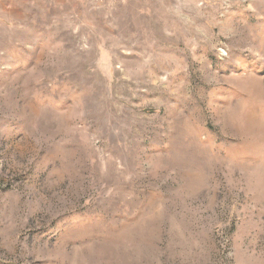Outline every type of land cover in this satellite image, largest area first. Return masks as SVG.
I'll return each mask as SVG.
<instances>
[{
    "label": "rangeland",
    "instance_id": "obj_1",
    "mask_svg": "<svg viewBox=\"0 0 264 264\" xmlns=\"http://www.w3.org/2000/svg\"><path fill=\"white\" fill-rule=\"evenodd\" d=\"M0 264H264V0H0Z\"/></svg>",
    "mask_w": 264,
    "mask_h": 264
}]
</instances>
